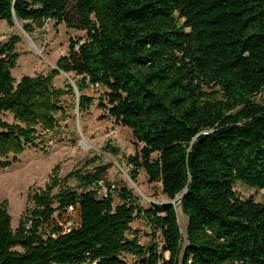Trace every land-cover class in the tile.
<instances>
[{
	"label": "trees",
	"instance_id": "trees-1",
	"mask_svg": "<svg viewBox=\"0 0 264 264\" xmlns=\"http://www.w3.org/2000/svg\"><path fill=\"white\" fill-rule=\"evenodd\" d=\"M14 19L26 32L53 19L85 40H70L46 75L18 82V37L0 43V156L37 147L35 127L52 128L60 98L74 93L53 79L75 72L80 92L105 88L99 107L141 145L131 179L142 168L169 200L182 194L187 223L184 238L174 204L140 209L126 188L116 206L110 192L98 197L105 167L75 171L80 192L34 193L14 231L0 202V264H127L124 253L136 264H264V203L233 189H264V0H0V21ZM92 101L81 94L79 110ZM135 216L159 232L160 250L127 237Z\"/></svg>",
	"mask_w": 264,
	"mask_h": 264
},
{
	"label": "rangeland",
	"instance_id": "rangeland-1",
	"mask_svg": "<svg viewBox=\"0 0 264 264\" xmlns=\"http://www.w3.org/2000/svg\"><path fill=\"white\" fill-rule=\"evenodd\" d=\"M12 36L18 37L15 45L18 56L11 70L16 82L25 75H46L56 67L61 56L68 54L70 40H85L84 31L66 23H57L53 19L40 24L31 23L30 32H26L23 22L18 20L13 25L0 21V43H5ZM80 79L81 76L75 72H60L53 79L55 88L67 90V85H70L74 93H65L60 98L56 122L52 128L44 129L40 125L35 127L34 142L37 147L26 145L21 152L9 150L0 156V202H6L13 231L33 208L31 196L34 193L50 185L53 194L65 187L80 192L83 185L79 176H68L75 171L85 175L94 173L97 167H105L99 185L91 188H95L98 197L110 192L114 206L123 202V188L131 192L140 209L171 201L162 193L160 182L148 181L144 169H139L135 181L131 179L129 158L140 150L141 145L136 143L131 129L116 124L106 110L99 107V98L103 96L105 88L99 84H90L80 92L76 86ZM81 94L93 99L85 110H79ZM2 117L7 122H13L10 113ZM152 157L155 158L156 154ZM233 189L243 200L252 198L255 202L264 203V189L251 188L242 181L236 182ZM174 205L180 231L185 238L187 218L176 201ZM69 211L72 212L71 209ZM71 225L68 222L66 229ZM129 226V239L137 236L139 244L145 247L157 244L161 249L163 240L145 217L135 216ZM164 256L167 258L168 253H164ZM122 258L127 264L137 262L132 254L124 253Z\"/></svg>",
	"mask_w": 264,
	"mask_h": 264
},
{
	"label": "water",
	"instance_id": "water-1",
	"mask_svg": "<svg viewBox=\"0 0 264 264\" xmlns=\"http://www.w3.org/2000/svg\"><path fill=\"white\" fill-rule=\"evenodd\" d=\"M14 21H17V19H14ZM23 33H24V35L26 36V33H25L24 31H23ZM181 196H182V194L179 195V196H177L174 200H171L170 202H167V203L174 204L176 200H177L178 202H180L179 199H180Z\"/></svg>",
	"mask_w": 264,
	"mask_h": 264
},
{
	"label": "bare ground",
	"instance_id": "bare-ground-1",
	"mask_svg": "<svg viewBox=\"0 0 264 264\" xmlns=\"http://www.w3.org/2000/svg\"><path fill=\"white\" fill-rule=\"evenodd\" d=\"M96 85H98V84L96 83ZM176 203L179 204L178 201H176Z\"/></svg>",
	"mask_w": 264,
	"mask_h": 264
},
{
	"label": "built area",
	"instance_id": "built-area-1",
	"mask_svg": "<svg viewBox=\"0 0 264 264\" xmlns=\"http://www.w3.org/2000/svg\"><path fill=\"white\" fill-rule=\"evenodd\" d=\"M100 181L98 182V185H99Z\"/></svg>",
	"mask_w": 264,
	"mask_h": 264
}]
</instances>
